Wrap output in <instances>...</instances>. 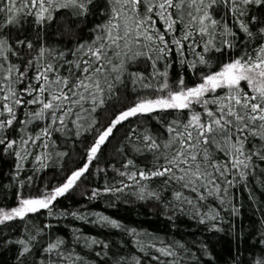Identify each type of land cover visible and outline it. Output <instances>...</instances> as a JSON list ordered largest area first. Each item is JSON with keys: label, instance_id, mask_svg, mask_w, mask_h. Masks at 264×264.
<instances>
[{"label": "snow or ice", "instance_id": "6c2138e0", "mask_svg": "<svg viewBox=\"0 0 264 264\" xmlns=\"http://www.w3.org/2000/svg\"><path fill=\"white\" fill-rule=\"evenodd\" d=\"M3 159L15 202H0V247L14 246L13 264L214 262L198 239L55 202L103 173L88 199L132 196L174 229L187 217L223 231L222 211L239 212L231 190L250 176L264 188V0H0ZM49 168L60 178L34 194ZM41 210L128 239L116 247L73 229L69 240L37 221ZM256 232L231 264H264V212ZM129 240L135 252L122 251Z\"/></svg>", "mask_w": 264, "mask_h": 264}, {"label": "trees", "instance_id": "16d2710c", "mask_svg": "<svg viewBox=\"0 0 264 264\" xmlns=\"http://www.w3.org/2000/svg\"><path fill=\"white\" fill-rule=\"evenodd\" d=\"M178 70V67L175 68L173 75ZM188 77L191 78L190 72L188 73ZM119 135L120 133H117V136ZM111 147L109 146V149ZM80 151L81 149L78 145L77 152ZM11 163L10 160H0V202L6 200L10 205L14 204L15 198L10 195L9 189H3L2 186L8 183V179L4 176V173L7 172ZM77 163H79V156L74 155L68 161L67 166L72 167ZM101 166H104L103 163H101ZM94 171L95 168H93ZM41 175L43 179L38 180L36 185L33 186L34 194L38 188L43 186L45 180L56 183L60 178V174L56 168H49ZM112 175L109 172L108 178L110 179ZM261 178L264 179V175ZM104 182L105 177L103 173L99 176H93L90 181H86L85 184L81 185L74 192L68 194L66 197L59 198L55 202L56 207L54 211L68 213L72 211H79L81 213L99 212L120 221L128 227H135L140 231L151 232L161 237L175 235L177 238H183L189 243L198 239L208 246L215 258L214 262L210 261L209 264H231L232 258L237 254L238 247L241 250L246 249L258 238L256 229L259 227L261 212H264V188L260 186L254 177H249L247 189L241 184L231 190L234 196V203L239 208V212L237 215L232 216L230 212L222 211L225 222H220V227L223 231H208L205 225H199L187 217H180L176 221L177 227L174 229L172 222L165 219L156 206L150 202L138 201L132 196L116 200L110 194L102 192L97 198L88 199L91 195V189L97 186L102 188ZM250 193L254 197V200L249 198ZM41 213L37 214L38 222L51 223L54 235H60L69 240L71 239L73 229H79L85 235L110 240L116 247L119 246V241L122 237L128 239L117 229L101 227L99 224L86 223L72 217L70 214L58 218H48L46 210H41ZM88 219L94 220L95 217L89 215ZM241 233H243L242 238ZM15 235L16 232H13L12 236L14 237ZM0 236H2V233H0ZM122 251L135 252L130 240L128 248ZM14 252V246L10 248L0 247V264H13ZM244 255L247 256L250 253L244 252ZM204 259L207 260L208 258L204 257Z\"/></svg>", "mask_w": 264, "mask_h": 264}]
</instances>
